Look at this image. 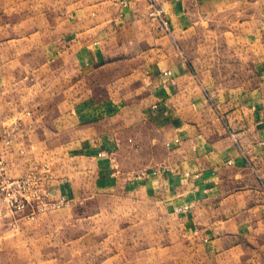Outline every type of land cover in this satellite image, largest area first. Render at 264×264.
<instances>
[{"label": "crops", "instance_id": "0c3cea01", "mask_svg": "<svg viewBox=\"0 0 264 264\" xmlns=\"http://www.w3.org/2000/svg\"><path fill=\"white\" fill-rule=\"evenodd\" d=\"M120 1L0 0L10 171L75 149L95 176L159 187L215 264H264V0H154L166 28L145 0ZM97 75L119 102L70 105Z\"/></svg>", "mask_w": 264, "mask_h": 264}, {"label": "rangeland", "instance_id": "374dc122", "mask_svg": "<svg viewBox=\"0 0 264 264\" xmlns=\"http://www.w3.org/2000/svg\"><path fill=\"white\" fill-rule=\"evenodd\" d=\"M192 32L189 54L194 57L199 34ZM207 65L215 66V54L209 56ZM106 73L111 78L115 75L112 70ZM100 80L97 75L90 86L78 85L75 100L69 104L80 106L84 102L77 101L78 97L92 95L96 96L93 108L94 103L105 108L111 92L114 101L108 105L115 106L117 88L110 89L111 80L107 85ZM67 103L62 102L60 111L67 109ZM8 128L0 124V156L8 176L39 174L42 179L39 195L30 197L21 210L10 209L0 191V264H215L203 255L209 251L203 245L207 239H200L180 215L164 206L159 187L150 189L145 183L132 187L95 176L89 169L95 163L75 157V149H43L38 162L11 172L4 156L13 143L1 142ZM17 150L16 155L23 154L21 148ZM32 154H36L34 149Z\"/></svg>", "mask_w": 264, "mask_h": 264}, {"label": "built area", "instance_id": "2783aa9c", "mask_svg": "<svg viewBox=\"0 0 264 264\" xmlns=\"http://www.w3.org/2000/svg\"><path fill=\"white\" fill-rule=\"evenodd\" d=\"M148 5V14L156 19L162 28L167 27V19L164 15L163 6L157 4L154 0H145ZM121 5H126L125 0L120 1ZM163 77L169 79L170 84H175L174 78L171 77L169 69L163 70ZM1 137L2 144L10 146L16 139L17 132L14 129L4 130ZM104 153H98L103 155ZM231 163V161H228ZM41 179L39 174H30L21 178H10L7 174L5 162L0 156V191L6 197L10 209L21 210L29 202L30 197L38 196L41 189Z\"/></svg>", "mask_w": 264, "mask_h": 264}]
</instances>
